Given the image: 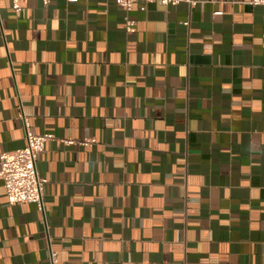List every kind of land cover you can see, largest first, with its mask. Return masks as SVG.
<instances>
[{
	"label": "crops",
	"instance_id": "obj_1",
	"mask_svg": "<svg viewBox=\"0 0 264 264\" xmlns=\"http://www.w3.org/2000/svg\"><path fill=\"white\" fill-rule=\"evenodd\" d=\"M250 2L0 0V153L24 146V119L54 138L36 161L42 210L8 206L0 181V264H264Z\"/></svg>",
	"mask_w": 264,
	"mask_h": 264
},
{
	"label": "built area",
	"instance_id": "obj_2",
	"mask_svg": "<svg viewBox=\"0 0 264 264\" xmlns=\"http://www.w3.org/2000/svg\"><path fill=\"white\" fill-rule=\"evenodd\" d=\"M22 0H10L11 8L14 12L21 11L20 2ZM71 1V0H68ZM189 0H114V3L124 12H129L135 5H139L141 11L145 10L147 4L156 3L159 6H174L180 2ZM251 5H264V0H252ZM44 6L49 4V0H42ZM187 25V23H184ZM136 23L127 16L124 18L123 29L126 33L135 31ZM26 128L25 144L22 148L13 152L0 153V181L3 184L5 198L8 206L17 204H33L42 210V187L46 183L41 178L36 169L38 155L43 152L45 144L53 140L50 134H33L28 130V124L24 119ZM93 140H85L81 144L88 146ZM67 143H71L67 141ZM55 253H51L52 264L55 262Z\"/></svg>",
	"mask_w": 264,
	"mask_h": 264
}]
</instances>
